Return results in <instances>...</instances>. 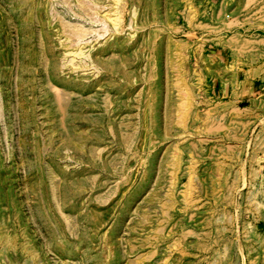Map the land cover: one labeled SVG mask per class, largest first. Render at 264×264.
<instances>
[{
	"label": "rangeland",
	"instance_id": "1",
	"mask_svg": "<svg viewBox=\"0 0 264 264\" xmlns=\"http://www.w3.org/2000/svg\"><path fill=\"white\" fill-rule=\"evenodd\" d=\"M0 264H264V0H0Z\"/></svg>",
	"mask_w": 264,
	"mask_h": 264
}]
</instances>
